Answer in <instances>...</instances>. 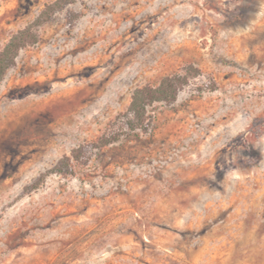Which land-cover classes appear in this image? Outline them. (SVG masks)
<instances>
[{
  "label": "rangeland",
  "instance_id": "rangeland-1",
  "mask_svg": "<svg viewBox=\"0 0 264 264\" xmlns=\"http://www.w3.org/2000/svg\"><path fill=\"white\" fill-rule=\"evenodd\" d=\"M53 1L0 0V51ZM38 31L0 85V264H264V0H77ZM188 64L148 133L91 147Z\"/></svg>",
  "mask_w": 264,
  "mask_h": 264
},
{
  "label": "trees",
  "instance_id": "trees-1",
  "mask_svg": "<svg viewBox=\"0 0 264 264\" xmlns=\"http://www.w3.org/2000/svg\"><path fill=\"white\" fill-rule=\"evenodd\" d=\"M76 1L54 0L53 2L47 3L31 23L11 36L4 48L0 51V85L8 70L16 65L20 51L27 46L39 42L40 34L38 28L49 22L57 12L64 10L68 5ZM67 16L70 24H73L75 13L69 11ZM201 74L202 71L199 67L194 64H188L180 71L165 75L157 84L147 83L136 87L128 108L116 116L110 123V131L104 133L97 141L91 143V147L93 149H99L112 145L119 142L124 136L137 130L145 134L148 133L153 122L151 107L160 102L170 103L176 101L179 93L191 83V80ZM214 86V83H212L210 88L214 89ZM82 153L83 146L77 147L71 155H66L61 158L50 172L62 174L73 172L71 161L73 159L79 160Z\"/></svg>",
  "mask_w": 264,
  "mask_h": 264
}]
</instances>
